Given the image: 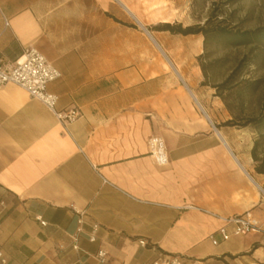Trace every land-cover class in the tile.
<instances>
[{"label": "crops", "instance_id": "0c3cea01", "mask_svg": "<svg viewBox=\"0 0 264 264\" xmlns=\"http://www.w3.org/2000/svg\"><path fill=\"white\" fill-rule=\"evenodd\" d=\"M189 4L0 0V60L36 48L61 72L48 84L57 108L81 112L64 127L16 84L0 86V264H100L99 247L102 264H141L159 251L264 264L262 231L222 240V221L204 211L250 210L264 230L251 141L243 149V129L216 126L210 105L222 102L200 84L202 35L155 28L185 26ZM151 136L164 141V165L150 154ZM73 208L85 211L77 251Z\"/></svg>", "mask_w": 264, "mask_h": 264}, {"label": "trees", "instance_id": "16d2710c", "mask_svg": "<svg viewBox=\"0 0 264 264\" xmlns=\"http://www.w3.org/2000/svg\"><path fill=\"white\" fill-rule=\"evenodd\" d=\"M155 28L171 33L202 35L203 52L197 57L202 73L200 84L212 88L213 96L218 97L230 113V118L216 126L253 130L256 136L250 155L254 171L264 174V97L256 110L248 108V99L259 93L264 86L263 76L249 74L252 66L257 70L264 64V25L252 29L228 26L218 20L212 8L202 23L198 21L185 26L180 23H163ZM240 47L249 48L233 59L227 52L215 54L217 50L229 51Z\"/></svg>", "mask_w": 264, "mask_h": 264}, {"label": "built area", "instance_id": "2783aa9c", "mask_svg": "<svg viewBox=\"0 0 264 264\" xmlns=\"http://www.w3.org/2000/svg\"><path fill=\"white\" fill-rule=\"evenodd\" d=\"M5 26L7 21H4ZM61 76L60 70L54 66L47 58L34 47H25L22 53L13 62H4L0 60V86L6 83H13L27 92L30 98L40 101L62 125L66 126L74 122L81 115L80 109L76 106H69L66 108H57L58 96L48 89V84ZM148 146L150 154L158 165L167 163V154L164 141L159 136H151L148 139ZM264 193V192H263ZM193 206L186 205V208ZM77 214V228L71 236L70 248L74 251L79 250L78 238L81 232L83 223L84 210H77L73 208ZM206 213L219 218L222 221L221 226L217 229L222 240H226L231 236H243L252 231H262L264 239V230L257 218H255L250 210L232 216H219L215 213L204 210ZM41 225L46 222L36 216ZM98 224L91 225L88 240L90 242L96 241V232ZM216 244L215 239L212 240ZM138 244L142 247L147 245L144 238L138 240ZM62 248V246H59ZM107 253L103 248H97L94 253L96 262L102 264L106 261ZM1 263L5 259L0 252ZM141 264H219L216 259L212 258H193L184 254L168 253L159 251L153 258L143 261Z\"/></svg>", "mask_w": 264, "mask_h": 264}, {"label": "rangeland", "instance_id": "374dc122", "mask_svg": "<svg viewBox=\"0 0 264 264\" xmlns=\"http://www.w3.org/2000/svg\"><path fill=\"white\" fill-rule=\"evenodd\" d=\"M189 5L190 9L186 12V25L193 24L198 21L202 23L212 8H214L218 20H222L223 23L228 26H237L242 29H252L264 25V0H190ZM248 48L249 47H240L229 51L217 50L215 54L222 55L227 52L229 53V57L233 59L234 57L241 56L243 53L247 52ZM254 68L255 67L253 66L250 68L251 70H249V74L251 73L255 76L261 75L264 77V64L257 70ZM263 97L264 86L259 93L248 99L249 110H256ZM210 108L214 113V119H217L219 123H222L224 120L230 118V113L226 110L223 103L221 106L211 104ZM241 129H243V131L240 133L241 136L239 137L238 143L243 149H245L248 141H251L252 147L256 133L249 128ZM253 173L256 177L264 178V174H257L255 171H253ZM262 188L264 189L263 185Z\"/></svg>", "mask_w": 264, "mask_h": 264}, {"label": "water", "instance_id": "95a60500", "mask_svg": "<svg viewBox=\"0 0 264 264\" xmlns=\"http://www.w3.org/2000/svg\"><path fill=\"white\" fill-rule=\"evenodd\" d=\"M197 102V101H196ZM197 104H198V106H199V108L203 111V113H204V116L210 121V119H209V117H208V115L204 112V110H203V108L200 106V104L197 102ZM211 122V121H210ZM212 123V122H211ZM213 128L216 130V132L218 133V130L215 128V126H213ZM223 142L225 143V141L223 140ZM247 174V173H246ZM248 175V174H247ZM248 177L250 178V180L262 191V192H264V189L263 188H261L254 180H253V178L251 177V176H249L248 175Z\"/></svg>", "mask_w": 264, "mask_h": 264}]
</instances>
